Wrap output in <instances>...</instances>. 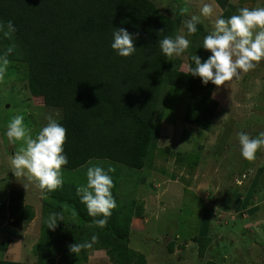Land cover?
Listing matches in <instances>:
<instances>
[{"label":"trees","instance_id":"1","mask_svg":"<svg viewBox=\"0 0 264 264\" xmlns=\"http://www.w3.org/2000/svg\"><path fill=\"white\" fill-rule=\"evenodd\" d=\"M180 9L175 17H168L150 0H0V22L12 21L16 28L11 39L0 32V54L15 44L7 58L25 66L24 91L41 98L46 107L62 111L57 122L67 129L65 170L84 168L89 161L113 162L137 171L151 166L156 121L168 87L189 93L186 123L212 129L219 108L213 97L216 86L204 85L181 69L178 57L168 58L159 48L160 39L175 37L184 24ZM233 12L234 6L229 5L221 17L227 19ZM121 27L133 35L139 32L137 51L129 58L111 48L113 29ZM161 29L164 32L159 34ZM197 29L203 39L209 34L201 24ZM200 42L189 55V67H195L192 55L202 62L211 55ZM60 189L61 194L59 189L42 192L44 222L34 251L38 264H54L57 255L62 264H86L89 249L72 254L68 246L90 241L93 235L99 237L93 250H106L113 264H147L143 254L129 248L133 220L143 217L144 207L137 208L132 201L127 212L114 209L105 227H89L102 217L88 215L73 187ZM5 209L0 206L2 219ZM7 212L20 230L35 218L31 205L11 203ZM53 212L63 216L55 231L46 225ZM207 264L223 263L210 260Z\"/></svg>","mask_w":264,"mask_h":264},{"label":"rangeland","instance_id":"2","mask_svg":"<svg viewBox=\"0 0 264 264\" xmlns=\"http://www.w3.org/2000/svg\"><path fill=\"white\" fill-rule=\"evenodd\" d=\"M150 1L168 17H175L180 7L187 8L183 21L192 14L200 15L203 3H213L214 15L201 16L207 32L229 5L234 6L233 14L245 6H264V0ZM179 34L191 42L178 56L181 69L187 71L189 55L203 36L188 35L183 23ZM20 63H10L0 82V206L6 208L5 218L0 217V264H38L34 251L42 234L45 208L42 191L35 183L11 172L10 157L19 142L8 141L7 124L15 115H23L35 136L49 116L57 121L62 117L61 110L27 95L22 82L25 66ZM13 89L16 94H10ZM165 92L162 115L156 121L157 139L152 140L155 143L150 151L152 165L137 171L113 162L99 163L106 170L114 169L110 175L117 181L112 189L115 210L127 212L132 201L137 202V208L144 207L143 217L133 220L129 248L143 254L147 264H207L210 260L264 264V149L254 161L245 160L237 135L244 132L256 137L264 132V60L239 79L215 87L213 97L219 108L210 131L185 122L187 91L168 87ZM86 171L87 166L64 169L63 186L77 190L86 183ZM60 188L58 194L63 191ZM11 203L34 209V220L21 230L9 219ZM88 256L86 264H113L106 250L91 248ZM54 258V264H62L61 255Z\"/></svg>","mask_w":264,"mask_h":264},{"label":"clouds","instance_id":"3","mask_svg":"<svg viewBox=\"0 0 264 264\" xmlns=\"http://www.w3.org/2000/svg\"><path fill=\"white\" fill-rule=\"evenodd\" d=\"M214 12L213 3H203L200 15L192 14L184 21L188 35L197 32V25L202 23L201 16L210 18ZM186 13L187 8L182 7L180 14L183 16ZM0 32L11 39L16 28L12 21L6 24L0 22ZM163 32L164 29H161L159 34ZM112 36L111 48L118 56L129 58L135 54L137 51L135 42L139 38V32L133 35L121 27L113 29ZM190 43L183 34L175 37L164 36L158 41L162 54L168 58L181 56L189 49ZM14 48L15 44H12L6 52L0 54V82L4 81L10 64L7 57ZM203 49L211 55L203 62L198 55H192L191 60L195 67H189L188 71L190 75L199 77L204 85L211 82L219 89L226 82L239 79L242 74L254 70L259 62L264 60V6L251 8L245 6L227 19L217 17L213 29L203 39ZM5 135L10 143L19 142V147L10 157L11 172L15 177L26 178L29 183H35L42 192H53L62 187L63 170L68 164L64 149L67 129L63 125L49 116L46 126L33 136L32 129L24 123L23 115H15L8 122ZM237 135L241 156L247 161H254L257 152L264 149V132H260L256 137L244 132ZM89 165L86 171V183L78 187L77 193L81 203L86 206L89 216L102 217L94 219L89 227L103 228L117 207L112 194L114 182L110 175L114 169L109 167L105 170L103 166L93 164L91 161ZM24 187L26 189L27 186ZM62 220L61 214L50 213L46 220L47 228L55 231L58 221ZM98 239L97 235H93L90 241L71 244L68 246L69 251L78 254L81 250L91 249Z\"/></svg>","mask_w":264,"mask_h":264}]
</instances>
